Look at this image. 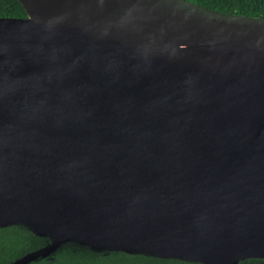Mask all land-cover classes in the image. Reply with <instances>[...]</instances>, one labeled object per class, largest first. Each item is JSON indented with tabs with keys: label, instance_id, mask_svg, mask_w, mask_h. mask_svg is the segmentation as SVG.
<instances>
[{
	"label": "water",
	"instance_id": "1",
	"mask_svg": "<svg viewBox=\"0 0 264 264\" xmlns=\"http://www.w3.org/2000/svg\"><path fill=\"white\" fill-rule=\"evenodd\" d=\"M0 18V229L195 264L264 260V18L187 0H18Z\"/></svg>",
	"mask_w": 264,
	"mask_h": 264
},
{
	"label": "trees",
	"instance_id": "2",
	"mask_svg": "<svg viewBox=\"0 0 264 264\" xmlns=\"http://www.w3.org/2000/svg\"><path fill=\"white\" fill-rule=\"evenodd\" d=\"M219 12L264 18V0H187ZM26 13L18 0H0V18H25ZM50 243L47 238L35 236L22 226L0 229V264H11L26 254ZM31 264H195L166 260L122 252L97 253L74 243L62 246L50 258ZM238 264H264L261 259H248Z\"/></svg>",
	"mask_w": 264,
	"mask_h": 264
},
{
	"label": "flooded vegetation",
	"instance_id": "3",
	"mask_svg": "<svg viewBox=\"0 0 264 264\" xmlns=\"http://www.w3.org/2000/svg\"><path fill=\"white\" fill-rule=\"evenodd\" d=\"M13 263V262H12Z\"/></svg>",
	"mask_w": 264,
	"mask_h": 264
}]
</instances>
